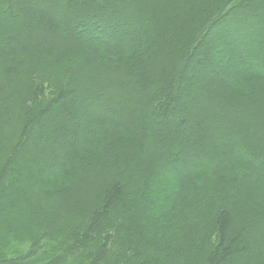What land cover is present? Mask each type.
<instances>
[{
	"label": "trees",
	"instance_id": "obj_1",
	"mask_svg": "<svg viewBox=\"0 0 264 264\" xmlns=\"http://www.w3.org/2000/svg\"><path fill=\"white\" fill-rule=\"evenodd\" d=\"M0 264H264V0H0Z\"/></svg>",
	"mask_w": 264,
	"mask_h": 264
},
{
	"label": "rangeland",
	"instance_id": "obj_2",
	"mask_svg": "<svg viewBox=\"0 0 264 264\" xmlns=\"http://www.w3.org/2000/svg\"><path fill=\"white\" fill-rule=\"evenodd\" d=\"M114 24L116 25L115 27H119V28H118V29L115 28V29H116L115 31H110V30H108V31H107V37H108V36H109V37H108V38H105L106 40L114 41V39H117V38L119 37V34H120V33H119L120 29H122V28L124 27V26L122 27V25H120V24L117 25V23H114ZM105 39H104V41H106ZM61 183H62V182H61Z\"/></svg>",
	"mask_w": 264,
	"mask_h": 264
}]
</instances>
